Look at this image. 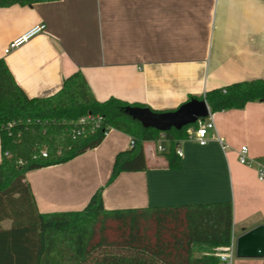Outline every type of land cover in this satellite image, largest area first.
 Listing matches in <instances>:
<instances>
[{
	"label": "crops",
	"instance_id": "crops-1",
	"mask_svg": "<svg viewBox=\"0 0 264 264\" xmlns=\"http://www.w3.org/2000/svg\"><path fill=\"white\" fill-rule=\"evenodd\" d=\"M39 24L42 33L4 54ZM0 59L29 98L53 95L66 77L81 72L98 101L175 110L212 89L264 79V0H58L0 7ZM210 113L214 129L207 143L180 141L175 169L167 166V141L162 152L156 151L159 139L147 141L146 169L120 173L107 184L115 155L130 149V137L111 130L96 148L29 171L38 210H81L102 188L107 210L230 201L234 241L264 225L258 163L237 159L242 146L252 160L264 156V103ZM232 264L264 259L235 256Z\"/></svg>",
	"mask_w": 264,
	"mask_h": 264
},
{
	"label": "trees",
	"instance_id": "trees-1",
	"mask_svg": "<svg viewBox=\"0 0 264 264\" xmlns=\"http://www.w3.org/2000/svg\"><path fill=\"white\" fill-rule=\"evenodd\" d=\"M54 1L0 0V7ZM191 99L204 100L212 113L264 103V79L235 82ZM127 107L148 108L116 98L96 100L81 72L66 77L51 96L29 98L0 59V264L218 263L216 250L228 246L232 236L230 201L107 210L100 188L81 210H38L26 173L96 148L107 131H120L133 140L129 150L115 155L107 184L120 173L146 169L143 143L157 142L161 132L133 120ZM84 117H98L100 125L92 129L89 122L83 134L73 137L72 130ZM189 127L195 129L197 123L163 133L168 168L179 167L175 149ZM42 149L46 157L40 155ZM258 161L264 163V156ZM6 220L10 225L3 228Z\"/></svg>",
	"mask_w": 264,
	"mask_h": 264
},
{
	"label": "water",
	"instance_id": "water-1",
	"mask_svg": "<svg viewBox=\"0 0 264 264\" xmlns=\"http://www.w3.org/2000/svg\"><path fill=\"white\" fill-rule=\"evenodd\" d=\"M126 114L137 120L144 128H152L161 133L204 120L209 115V107L204 100L191 99L174 111L156 113L148 108L127 107ZM237 258L264 259V225H259L239 235L235 240Z\"/></svg>",
	"mask_w": 264,
	"mask_h": 264
},
{
	"label": "built area",
	"instance_id": "built-area-1",
	"mask_svg": "<svg viewBox=\"0 0 264 264\" xmlns=\"http://www.w3.org/2000/svg\"><path fill=\"white\" fill-rule=\"evenodd\" d=\"M45 25L44 24H39L35 25L31 29H29L26 33L21 35L20 37H17L13 41L9 43V45L4 49V54H9L11 51L14 49L18 48L21 46L24 42H26L28 39L32 38L33 36L40 34L44 31ZM89 122L92 124V129L97 128L100 125L101 119L100 118H90V117H84L81 118L78 122V126H76L72 130V135L73 137L79 136L83 134L86 129L87 125ZM197 127L194 128H187L186 134L187 137L185 140H190L198 143L199 145L203 146L207 143V133L209 130L214 129V123L212 120L211 113L209 111V115L207 118L204 120H198L197 122ZM111 131V130H110ZM109 131L105 132V136L108 134ZM166 142V139L164 137V134L161 133L159 136V141L156 144V151L162 152L164 151V147L162 146V142ZM219 143H221L220 140H218ZM133 145V140L130 139V146ZM222 148H225V146L222 145ZM175 152L178 157L182 156L181 150L179 149V145L176 147ZM247 148L245 146H242L237 154V159L238 162L242 165H250L254 162L258 163V179L259 180H264V163L260 161H255L247 156ZM40 155L42 157H46V151L45 149H42L40 151ZM216 255L218 257V260L224 264H232L233 259L235 257V241L234 238L231 237L230 243L228 246L216 250Z\"/></svg>",
	"mask_w": 264,
	"mask_h": 264
},
{
	"label": "rangeland",
	"instance_id": "rangeland-1",
	"mask_svg": "<svg viewBox=\"0 0 264 264\" xmlns=\"http://www.w3.org/2000/svg\"><path fill=\"white\" fill-rule=\"evenodd\" d=\"M162 144L166 145V143H162ZM9 225H10V221H8V220L1 223V226L3 228H7Z\"/></svg>",
	"mask_w": 264,
	"mask_h": 264
}]
</instances>
